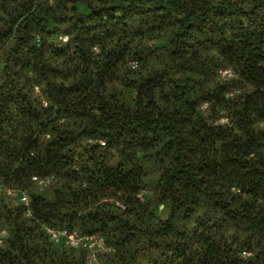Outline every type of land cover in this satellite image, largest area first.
Instances as JSON below:
<instances>
[{
    "label": "trees",
    "instance_id": "trees-1",
    "mask_svg": "<svg viewBox=\"0 0 264 264\" xmlns=\"http://www.w3.org/2000/svg\"><path fill=\"white\" fill-rule=\"evenodd\" d=\"M0 185V264H264V0H0Z\"/></svg>",
    "mask_w": 264,
    "mask_h": 264
},
{
    "label": "built area",
    "instance_id": "built-area-1",
    "mask_svg": "<svg viewBox=\"0 0 264 264\" xmlns=\"http://www.w3.org/2000/svg\"><path fill=\"white\" fill-rule=\"evenodd\" d=\"M64 40H68V35H64L62 37ZM222 73L224 75L229 74L232 75V70L229 68L223 69ZM34 178L38 179V176H34ZM47 180L44 178L39 179L40 184H44ZM3 186L0 185V189H2ZM5 190L9 194H17L15 189L5 187ZM21 200L25 202V204L28 206L29 213H31V208H29L30 205V195L26 191H21ZM47 231L50 234L51 238L56 242H62L64 241L68 246L71 247H87L90 252L93 259H96L97 252L100 250L106 249L104 237L101 235H98L96 233H88V232H81L76 229H72L70 227H55V226H48ZM7 234V230L5 228H2L0 230V243L3 241L4 236ZM250 252L245 250L243 251L244 255H248Z\"/></svg>",
    "mask_w": 264,
    "mask_h": 264
}]
</instances>
